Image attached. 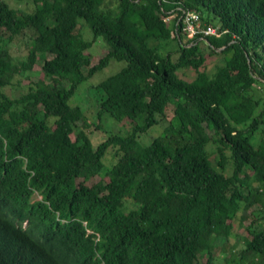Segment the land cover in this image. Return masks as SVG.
I'll list each match as a JSON object with an SVG mask.
<instances>
[{
	"label": "trees",
	"instance_id": "trees-1",
	"mask_svg": "<svg viewBox=\"0 0 264 264\" xmlns=\"http://www.w3.org/2000/svg\"><path fill=\"white\" fill-rule=\"evenodd\" d=\"M29 1L0 0V264H264V0ZM178 6L221 34L187 38ZM206 50L225 56L212 72ZM112 60L125 64L94 85L96 119L126 133L70 103Z\"/></svg>",
	"mask_w": 264,
	"mask_h": 264
},
{
	"label": "rangeland",
	"instance_id": "rangeland-1",
	"mask_svg": "<svg viewBox=\"0 0 264 264\" xmlns=\"http://www.w3.org/2000/svg\"><path fill=\"white\" fill-rule=\"evenodd\" d=\"M11 7L14 8H20L25 11H30L32 9V3L29 0H5ZM175 14L172 13L171 17H174ZM80 27L79 32L84 36L85 39L92 40L91 32L89 31V28L84 23L83 20L79 19ZM24 40H28L26 37ZM183 41L185 39L183 38ZM151 44L155 46H159L163 48L165 51L167 50H174L176 48V42L173 39L168 40H154L150 42ZM201 48L205 49L204 43H201ZM105 43L102 38H97L95 41H93L91 47L88 49L90 52L94 54L100 53L103 48L105 47ZM9 50L12 53V55L15 57V59L19 60L24 57V55L27 53L26 45L23 41L16 42V43H10L9 44ZM219 51V50H217ZM205 53V60L203 62V67L206 69L207 72H212L215 69V66L221 65L225 62V56L220 53L210 54L209 50L204 51ZM124 62L122 61H115L112 60L109 62V64L103 68L102 70L96 72L89 80L84 82L79 91L78 95H74L72 99L70 100V103L73 105H79L81 109L88 115V117L92 120H94L95 123H100L102 126V131H106V133H126L129 128V121L127 119H124L122 121H116L109 115H103L100 120L96 119V113L99 110V101L102 97V94L99 90L95 89L94 85L98 83L100 80L106 78L107 76L117 72L121 67L124 66ZM34 73H37L34 71ZM32 75H35V74ZM179 74L183 76L186 79H192L195 76V72L191 68H185L180 69ZM15 87H7L5 91L7 94L10 95H18L21 90L23 89V86H18L14 82ZM253 94L257 98H264V85L261 82H256L254 84V90ZM170 114L172 112V108L169 109ZM164 125H161L159 127L153 126L151 127L146 133L141 134L139 137V140L142 144H148L151 142L152 138L159 134L162 131V127ZM264 128V124H261L260 132L256 133L254 135L253 142L257 143L258 140L261 138L262 134L261 129ZM264 132V131H263ZM208 149L211 152L210 158L213 162H215V159H217V154L215 151V146L213 144L208 145ZM226 154L229 153L228 150H225ZM110 158V156H109ZM231 171L230 164H226V173H229ZM256 205L252 207V210L256 209ZM246 213V212H245ZM256 214V212L254 213ZM246 223V222H245ZM243 227L237 226L236 227V234L237 236L234 238L235 242H242L243 236ZM216 252H219V250H216Z\"/></svg>",
	"mask_w": 264,
	"mask_h": 264
},
{
	"label": "built area",
	"instance_id": "built-area-1",
	"mask_svg": "<svg viewBox=\"0 0 264 264\" xmlns=\"http://www.w3.org/2000/svg\"><path fill=\"white\" fill-rule=\"evenodd\" d=\"M177 10H180V15L178 17L177 23H179V21L182 22V31L187 38L191 39L200 34H202V36H218L221 34V31L212 25L203 26L201 23L200 13L198 11H195L193 9H186L179 6L177 7ZM174 14L176 16L177 12ZM169 19L170 16H167L165 18L166 21Z\"/></svg>",
	"mask_w": 264,
	"mask_h": 264
},
{
	"label": "clouds",
	"instance_id": "clouds-1",
	"mask_svg": "<svg viewBox=\"0 0 264 264\" xmlns=\"http://www.w3.org/2000/svg\"><path fill=\"white\" fill-rule=\"evenodd\" d=\"M33 200L34 199H41V196L38 195L37 193L34 195V197L32 198ZM1 200V199H0ZM2 201V200H1ZM4 203V202H3ZM0 209H1V206H0ZM22 226H26V224L24 223Z\"/></svg>",
	"mask_w": 264,
	"mask_h": 264
}]
</instances>
